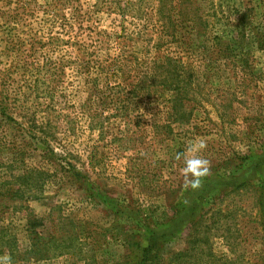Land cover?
<instances>
[{
  "label": "rangeland",
  "instance_id": "374dc122",
  "mask_svg": "<svg viewBox=\"0 0 264 264\" xmlns=\"http://www.w3.org/2000/svg\"><path fill=\"white\" fill-rule=\"evenodd\" d=\"M0 99L11 264H264V0H0Z\"/></svg>",
  "mask_w": 264,
  "mask_h": 264
},
{
  "label": "clouds",
  "instance_id": "9594fccd",
  "mask_svg": "<svg viewBox=\"0 0 264 264\" xmlns=\"http://www.w3.org/2000/svg\"><path fill=\"white\" fill-rule=\"evenodd\" d=\"M205 147L203 141L193 143L188 147L186 153L183 155V167L181 169L184 177V187H190L193 190L201 186V180L208 175L209 161L200 155L196 154ZM189 153L191 155H189ZM181 154H177V159H181ZM0 264H11V257H0Z\"/></svg>",
  "mask_w": 264,
  "mask_h": 264
},
{
  "label": "trees",
  "instance_id": "16d2710c",
  "mask_svg": "<svg viewBox=\"0 0 264 264\" xmlns=\"http://www.w3.org/2000/svg\"><path fill=\"white\" fill-rule=\"evenodd\" d=\"M3 101L2 99H0V107L2 106ZM188 212H190L189 217L191 215L195 214V206H192V203L189 204V207L187 209ZM175 215H177L180 218H183L186 216V209L185 207L181 210H174L173 211ZM170 224V222H169ZM168 224V225H169ZM168 227L165 228V231L163 230H153L151 231L150 234H145L143 237V240H141V238H138V240L133 241L130 243V246H135V248L139 251V254L142 257V259H144L146 257V254L148 252V250H150L158 241L162 240L164 237H166L169 232H170V236H173L174 231L176 230V227ZM144 241H146L147 245H144ZM163 241V240H162Z\"/></svg>",
  "mask_w": 264,
  "mask_h": 264
}]
</instances>
